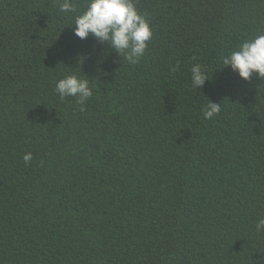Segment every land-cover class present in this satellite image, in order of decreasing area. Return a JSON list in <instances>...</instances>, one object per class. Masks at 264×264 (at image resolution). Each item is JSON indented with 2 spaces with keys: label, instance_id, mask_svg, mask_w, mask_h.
<instances>
[{
  "label": "trees",
  "instance_id": "trees-1",
  "mask_svg": "<svg viewBox=\"0 0 264 264\" xmlns=\"http://www.w3.org/2000/svg\"><path fill=\"white\" fill-rule=\"evenodd\" d=\"M136 6L153 38L131 65L56 0H0V264H264V79L222 62L264 0ZM72 71L84 111L55 91Z\"/></svg>",
  "mask_w": 264,
  "mask_h": 264
},
{
  "label": "clouds",
  "instance_id": "clouds-1",
  "mask_svg": "<svg viewBox=\"0 0 264 264\" xmlns=\"http://www.w3.org/2000/svg\"><path fill=\"white\" fill-rule=\"evenodd\" d=\"M59 11L65 15L75 13L74 34L84 40L92 35L99 43L107 44L131 65L140 63L153 38L152 25L147 16L140 12L136 0H86L84 9L77 12L73 0H56ZM225 66H230L245 81L253 74L264 79V33L251 36L242 41L236 49L222 57ZM179 65L176 66L178 68ZM173 68L172 71H175ZM191 86L202 89L208 80L204 67L195 63L191 67ZM55 91L61 100L74 97L84 111L87 101L93 97L90 79H83L75 71L64 75L55 85ZM220 104L209 100L203 109L205 119H212L221 111ZM33 154L24 155L25 164H30ZM257 233L264 232V217L255 222Z\"/></svg>",
  "mask_w": 264,
  "mask_h": 264
}]
</instances>
